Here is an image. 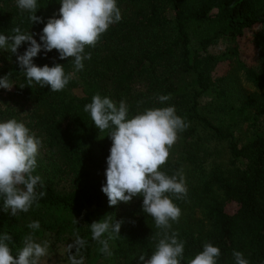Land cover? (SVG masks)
Listing matches in <instances>:
<instances>
[{
  "label": "trees",
  "instance_id": "trees-1",
  "mask_svg": "<svg viewBox=\"0 0 264 264\" xmlns=\"http://www.w3.org/2000/svg\"><path fill=\"white\" fill-rule=\"evenodd\" d=\"M117 4L121 21L95 48H85L91 58L83 70L77 71L71 58L60 60L55 49L33 59L37 66H64L72 79L63 91L35 83L29 87L16 55L0 49V77L9 74L13 84L10 91L0 88V122L16 119L42 140L34 174L44 181L37 192H45L39 207L15 217L3 211L0 200V234L12 236L16 255L30 233L41 242L49 235L74 239L79 231L87 240L85 264H139V255L147 259L155 251L161 230L143 212V197L110 207L101 190L112 142L83 110L100 94L117 104L126 101L129 118L146 108L174 106L189 125L161 168L169 176L182 170L186 180L187 195L174 199L181 216L171 229L185 242L182 264L206 242L220 248L217 264H235L233 251L242 252L249 264H264V131L255 128L264 119V0ZM60 7V0H37L36 15L43 22L31 25L30 13L21 11L16 0H0V34L13 35L19 26L40 42L39 34L49 18H59ZM249 29L258 51L255 66L245 61L238 43ZM220 39L228 43L226 50L205 52ZM27 47L22 44L18 53ZM224 62L228 70L215 76ZM168 94L165 104L156 99ZM204 95L209 100L203 105ZM244 123L246 130L253 127L247 137ZM105 215L124 221L120 237L109 241L110 257L99 251L89 228ZM32 221H39L38 230L27 227Z\"/></svg>",
  "mask_w": 264,
  "mask_h": 264
},
{
  "label": "clouds",
  "instance_id": "clouds-1",
  "mask_svg": "<svg viewBox=\"0 0 264 264\" xmlns=\"http://www.w3.org/2000/svg\"><path fill=\"white\" fill-rule=\"evenodd\" d=\"M60 3L59 18L54 16L47 20L39 34L40 42L33 33L22 31L19 26L12 29L13 35L0 34V49L16 55L29 87L35 83L53 92L63 91L72 79L71 74L65 73L64 66L59 63L51 67L37 66L33 59L42 50L47 53L55 49L60 60L71 58L75 69L83 70L84 61L91 58L85 48H95L110 26L122 19L117 0H60ZM16 4L21 11L30 13L31 25L43 22V18L36 15L37 0H16ZM24 43L28 47L19 54L18 49ZM0 88L9 91L13 88L9 74L0 77ZM156 99L165 104L171 94L158 95ZM83 110L90 114L100 132H108L112 142L106 159V183L101 189L109 206L143 197V212L151 216L155 227L161 230L157 233L155 251L147 259L139 255V264H182L185 242L171 229L172 222H178L181 216L174 199L183 200L187 195L186 180L182 170L169 176L161 168L167 163L179 134L189 127L188 123L174 106L146 108L129 118L126 101L117 104L100 94H95ZM41 147L42 140L25 123L16 119L0 122V200L3 211L13 217L20 212L27 213L33 205L39 207V200L45 195L43 191L37 192L44 181L34 174ZM74 222L78 223L76 219ZM123 223V220L113 222L112 215H105L89 225L91 237L101 245L102 254L112 255L109 241L120 237ZM27 227L38 230L40 223L32 221ZM71 241L65 249L68 264H85L83 251L87 240L76 231ZM11 244L9 233L0 234V264H41V259L49 254L50 242H37L33 233L23 238V246L16 255ZM220 255L219 247L206 242L202 251L187 264H217ZM232 255L235 264H249L242 252L233 251Z\"/></svg>",
  "mask_w": 264,
  "mask_h": 264
},
{
  "label": "rangeland",
  "instance_id": "rangeland-1",
  "mask_svg": "<svg viewBox=\"0 0 264 264\" xmlns=\"http://www.w3.org/2000/svg\"><path fill=\"white\" fill-rule=\"evenodd\" d=\"M255 27L254 29H256ZM254 29H249L248 32L239 40L238 43H239V49L245 61L255 66L258 62V51L251 37L252 31H254ZM227 46H228V43L224 39H220L216 43L208 46L205 52L209 54L217 55L223 52L224 50H226ZM227 70H228V63L224 62V63L218 64L213 73L215 76L221 75ZM208 100L209 98L206 95H204L201 98V103L204 105L205 103L208 102ZM245 128H246V124L244 123L242 125L241 130L245 131L246 130ZM255 128L259 129L260 131H264V119L263 118H261L255 124ZM252 130H253V127L249 126V128L244 132L245 137H247L246 135H248V133H250ZM239 135H242V133H239ZM209 150L210 149H208V151ZM210 156L212 157V155ZM233 208H234V205H229L227 207L229 211L233 210ZM47 240L50 242L49 254L46 257H43L41 259V264H68V256H67L65 249H66L67 244L72 242L71 241L72 237L68 240V239L58 238L53 235H49Z\"/></svg>",
  "mask_w": 264,
  "mask_h": 264
}]
</instances>
